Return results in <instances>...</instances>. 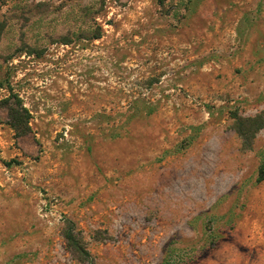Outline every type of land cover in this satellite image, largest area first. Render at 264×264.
Returning <instances> with one entry per match:
<instances>
[{"label": "rangeland", "instance_id": "obj_1", "mask_svg": "<svg viewBox=\"0 0 264 264\" xmlns=\"http://www.w3.org/2000/svg\"><path fill=\"white\" fill-rule=\"evenodd\" d=\"M260 164L264 0H0V264H264Z\"/></svg>", "mask_w": 264, "mask_h": 264}, {"label": "trees", "instance_id": "obj_2", "mask_svg": "<svg viewBox=\"0 0 264 264\" xmlns=\"http://www.w3.org/2000/svg\"><path fill=\"white\" fill-rule=\"evenodd\" d=\"M100 33H97L93 36V38H99ZM61 43H69V40H61ZM12 104L9 107L11 113V126L17 132H24L25 127L28 125V119H25V114L27 113V109L22 106L21 103ZM257 181H261L264 179V164H260L257 169ZM62 236L65 241V247L68 252L78 261H85L89 264H94V260L84 244L82 233L75 224L71 220H67L62 229Z\"/></svg>", "mask_w": 264, "mask_h": 264}]
</instances>
